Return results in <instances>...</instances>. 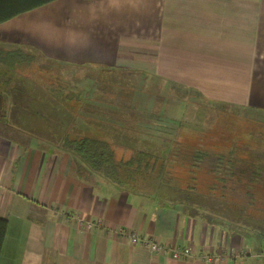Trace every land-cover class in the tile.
I'll use <instances>...</instances> for the list:
<instances>
[{
  "label": "crops",
  "instance_id": "1",
  "mask_svg": "<svg viewBox=\"0 0 264 264\" xmlns=\"http://www.w3.org/2000/svg\"><path fill=\"white\" fill-rule=\"evenodd\" d=\"M19 52L30 58L27 75L40 76L7 82L0 62V87L70 79L84 87L116 71H146L160 86L264 111V0H54L0 24V55ZM47 89L67 101L68 93ZM6 111L0 118L13 120H0V217L8 221L0 264H264V202L219 197L184 208L103 179L85 182L73 156L36 136L32 113ZM131 234L193 251L155 253Z\"/></svg>",
  "mask_w": 264,
  "mask_h": 264
},
{
  "label": "trees",
  "instance_id": "2",
  "mask_svg": "<svg viewBox=\"0 0 264 264\" xmlns=\"http://www.w3.org/2000/svg\"><path fill=\"white\" fill-rule=\"evenodd\" d=\"M52 1L54 0H0V24ZM0 57L2 59L0 62L5 64V71L2 74L4 76L2 77L9 80L7 82H10L11 78H15L12 76L13 74L19 77L27 75V72L25 73L23 70L30 60L29 56L19 52L12 54L10 58L4 54ZM6 62H10L11 66L6 65ZM19 65H21L20 68ZM116 72L114 80H109V82L101 79V82L95 81L91 90L87 92L91 97L94 94L101 95L102 93V96L96 95L94 100L97 101L103 97L104 103H109L110 107L108 108L110 109L93 108L90 113L84 114L83 104L89 101L93 106L94 100L90 97L88 99L86 96L84 97L86 89L79 82L74 85V80L71 81L70 79L61 86L52 84V86L43 87L38 83L26 84L20 90L18 87L21 85L5 84L0 87V98L2 97L0 112L5 113L6 110L14 109L20 110L23 114L32 113L33 117H30L29 121L33 122V127L37 131L36 136L73 156L77 161V174L85 182L103 179L121 189L133 192H146L142 189L145 185L159 191L166 188L167 194H155V197L168 205H180L188 208L189 206H204L205 202L210 200L213 203L214 200H219V197L227 199L229 197L227 190H231L227 184L232 179H239L237 171L242 167L252 171L249 179H253V182L256 183L260 181L257 179L262 176H255V172L264 171V127L251 130L247 126L253 122H245L246 134L245 132L239 134L234 131V135H231L228 141L224 143L220 141V143L218 141L205 143L208 133L218 129L215 123L219 119L220 109L213 111V114L200 112L199 116H202L203 122L209 120L211 122L213 117L216 120L211 126L199 124L200 130L191 129V131L187 129L189 133L186 134L185 140H183V136L181 139L178 138L181 131L184 130L180 126H176L175 133L171 136H161L162 133H159V141L163 145L165 142H172L168 146L171 148L168 155L162 156L160 153L155 154L140 149L143 146L136 144H146L148 140H158L155 135H152L153 133H145L139 121V114L147 113V106L153 102V100H149L147 95L152 94L148 87L156 77L146 75L141 78L143 71H132L131 75L126 74L125 76L123 71ZM29 74L27 75L28 78L32 75ZM173 85L182 87L172 82L167 84L168 87ZM162 87L160 86L159 93H156V96L161 97L159 98L161 103L159 110L161 112L165 108L162 104ZM47 88L68 93V97L66 95L67 101L58 100ZM76 88L78 89L77 92ZM185 89L190 93L197 92L203 95L196 89V91L190 87H185ZM18 93L24 94L25 97L29 93L33 94L34 100L27 101L25 98L23 101H15L17 99L14 98ZM75 93L76 95H74ZM6 94L11 95L10 98L13 97V100L7 98ZM13 94L14 96H12ZM206 100L208 99L206 98ZM207 102L208 106L214 105L216 108H220L222 105L230 106L225 102L211 100ZM252 110L261 111L259 109ZM225 113L227 116L229 115V112ZM251 116L253 119L257 118L254 117L255 115ZM163 117L162 114L159 116V118ZM11 118L5 114L0 120H13ZM164 118L171 119L169 117ZM22 119L27 121L28 118ZM92 123L95 125L92 126ZM242 124L244 127V123ZM100 127V130L95 129ZM209 144L215 148H209ZM116 145L124 146L120 148L121 150L127 146H132L136 152L130 157H122L118 154L119 149ZM164 148L166 147L164 146ZM207 159L214 161L215 164L211 165L212 168L203 167V165H207L204 163ZM207 177H210L209 182L205 180ZM248 193H250L249 198L242 203L244 207L252 201L258 200L255 199L257 197L255 194L253 195L250 191ZM7 227V219L0 217V254Z\"/></svg>",
  "mask_w": 264,
  "mask_h": 264
},
{
  "label": "rangeland",
  "instance_id": "3",
  "mask_svg": "<svg viewBox=\"0 0 264 264\" xmlns=\"http://www.w3.org/2000/svg\"><path fill=\"white\" fill-rule=\"evenodd\" d=\"M2 56V55H0ZM25 73L27 72V69L23 70ZM13 72V71H11ZM33 72V71H32ZM129 72V71H127ZM126 72V74H127ZM132 72V71H131ZM144 73H142V76H140L141 78H144L147 75L146 71H143ZM30 73V72H29ZM28 73V74H29ZM32 74V73H31ZM14 75V74H13ZM33 76H40V74L38 72H33L32 74ZM129 75V74H127ZM23 76V75H22ZM14 77L16 79H19V76L14 75ZM125 79V77H124ZM141 80H145V79H141ZM19 81H23V82H30V79H28L27 75L19 80ZM101 82V81H99ZM5 85V83L3 84ZM80 85L83 87V85L80 83ZM93 84L89 85V86H84V88L86 89V93L89 92L91 90ZM22 86L25 85H21L18 87V90H20L22 88ZM172 88V89H171ZM149 91L152 94L147 95L149 100H153L152 103H150L147 106V113H141L139 114L140 116V126L143 127V131L146 132H151L153 133L152 135H155L157 137L158 140H148L146 144H136L138 146H143L140 149L143 150H147V151H151L155 154H159L162 156H166L168 155V152L171 150V148H168L170 143H164V145L159 141V133L161 136H171V134L175 133V128L176 126H180L182 128H184L183 131H181L180 137H178L179 139L182 138V136L184 137L183 140H185L186 138V134L189 133V130L193 129H197L200 130L201 127L199 124H206L207 126H211L213 124V122L216 120L213 117V120L210 122V120L208 122H203V118L202 116H199V113H206V114H213V111L215 112V110L220 109L221 111L219 112V119L216 121L215 124H217L218 129L215 131H211L208 133V138L206 140L205 143H213L215 141H220L222 143H224L225 141H228V138L231 135H234L233 133H235L234 131H236L237 133H241V132H245V122H253L252 124H249L247 127L251 128V130H253L254 128H258L260 129L261 127H264V111H253L250 108L241 106V105H232L230 104L229 107H227L226 105L222 106L220 108H216L214 107V105L208 106V100H206V98L203 95H200L195 93V92H189L187 89H185L184 86L179 87V86H172V87H168V86H163V93H162V104L165 107L163 110V112H161L159 110V106L161 105V103L159 102V98L156 96V93H159V89H160V85L158 81H153L152 84L148 87ZM195 90V89H194ZM148 91V92H149ZM196 91V90H195ZM76 95V94H74ZM96 95H100V94H94L92 95V98L94 100V98H96ZM190 95V97H189ZM13 96V95H12ZM86 98H89V94H85ZM84 96V97H85ZM102 96V93L101 95ZM7 98H10L11 95L9 96V94H6ZM91 97V96H90ZM11 99V98H10ZM100 99V101H99ZM96 100H94V105L92 106L91 103L85 102L83 104V111H89V109H98V108H102V109H110L108 107H110L108 104L109 103H104V98H99ZM163 100H165L163 102ZM102 102V103H100ZM219 102V101H217ZM223 103V102H222ZM208 106V107H207ZM225 112H229V115L227 116ZM254 114H252V113ZM159 113L162 114V116L164 117H169L171 119L167 120L168 118H159ZM85 114V112H84ZM172 114V117H171ZM174 115V116H173ZM251 115H255L253 119V116ZM157 116V117H156ZM217 118V117H216ZM260 124H259V123ZM244 123V127L243 124ZM178 124V125H175ZM101 127H103V125L99 124ZM100 128H95L96 130H100ZM189 129V130H187ZM187 130V131H186ZM192 131V130H191ZM264 131V130H263ZM173 132V133H172ZM99 133V132H97ZM258 134V131L256 132ZM246 134V132H245ZM174 137V135H172ZM192 136V135H191ZM162 138V137H160ZM191 140V139H190ZM194 141V140H191ZM219 142V143H220ZM221 143V144H222ZM227 144V143H225ZM164 146L166 148H164ZM118 150V154L121 155L122 157H130L132 154H134L136 152V150H131L129 149V147L132 146H127V148H124V150H121V147L124 146H117ZM209 148L214 149L215 147H213V145L209 144ZM204 163H206L207 165H203V167L205 166L206 168H212L211 165H214V161L213 160H209L207 159L206 161H204ZM178 165V164H177ZM176 168H179L178 166H175ZM238 174L239 175V179H232L228 184V188L231 190L228 191L227 190V194H229V198L230 200L232 199H239L240 201H244L245 199L249 198V194H247V188L250 187L249 186V182H253V179H249V177H251L252 171L250 172V170H247L245 168H239L238 169ZM203 173V172H202ZM256 175L255 176H262L259 177L260 181H257L258 183V187L253 186L251 187L249 190L250 192H252V194L254 195L255 192L260 193L261 195L264 196V171L262 172H255ZM247 179H249V181H247ZM205 180L207 182L210 181V177L205 178ZM255 181V179H254ZM142 188V187H141ZM153 187H150L149 185H145L142 189L148 193H151L153 195L155 194H167V190L166 188H163L162 191L159 190H155L152 189ZM233 189V190H232ZM238 197V198H237ZM264 197H255V199L260 200L261 202L264 201L263 199ZM245 202V201H244ZM260 237L261 239L264 241V230H262L260 228Z\"/></svg>",
  "mask_w": 264,
  "mask_h": 264
},
{
  "label": "built area",
  "instance_id": "4",
  "mask_svg": "<svg viewBox=\"0 0 264 264\" xmlns=\"http://www.w3.org/2000/svg\"><path fill=\"white\" fill-rule=\"evenodd\" d=\"M82 222V220H81ZM88 226H91V224H88ZM124 230L121 229L120 232H123ZM131 240L132 242L136 243V242H140L143 245H145L146 247H148L152 252L158 253L161 251L164 252H168L170 255H172L174 258H179V257H187L190 256L192 253V247L187 246V247H182V248H171L169 246H164L161 243H159L156 239L154 238H148V237H144L141 238L136 234H131ZM214 257L211 258V260H213Z\"/></svg>",
  "mask_w": 264,
  "mask_h": 264
}]
</instances>
